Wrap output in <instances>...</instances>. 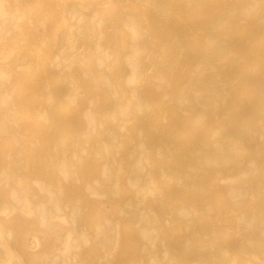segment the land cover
<instances>
[{
	"label": "bare ground",
	"instance_id": "1",
	"mask_svg": "<svg viewBox=\"0 0 264 264\" xmlns=\"http://www.w3.org/2000/svg\"><path fill=\"white\" fill-rule=\"evenodd\" d=\"M0 264H264V0H0Z\"/></svg>",
	"mask_w": 264,
	"mask_h": 264
}]
</instances>
